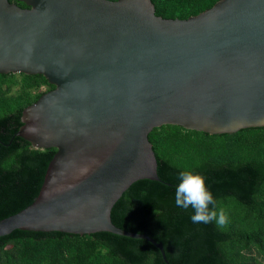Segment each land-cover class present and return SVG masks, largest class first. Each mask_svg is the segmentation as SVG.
<instances>
[{
	"label": "water",
	"instance_id": "1",
	"mask_svg": "<svg viewBox=\"0 0 264 264\" xmlns=\"http://www.w3.org/2000/svg\"><path fill=\"white\" fill-rule=\"evenodd\" d=\"M0 0V72L53 84L22 107L15 131L55 147L30 203L0 218L14 228L123 229L110 208L135 179L159 180L148 131L208 133L264 125V0H215L186 17L151 0Z\"/></svg>",
	"mask_w": 264,
	"mask_h": 264
},
{
	"label": "trees",
	"instance_id": "2",
	"mask_svg": "<svg viewBox=\"0 0 264 264\" xmlns=\"http://www.w3.org/2000/svg\"><path fill=\"white\" fill-rule=\"evenodd\" d=\"M214 1L151 0L155 14L180 18ZM52 86L41 73L0 72V218L32 201L55 150L34 147L14 134L22 107ZM147 139L159 180H133L110 208L112 223L160 242L170 264H264V125L208 133L162 123L148 131ZM184 170L205 176L215 210L228 215L227 225L193 223L194 209L176 206ZM0 264L166 263L142 237L14 228L0 235Z\"/></svg>",
	"mask_w": 264,
	"mask_h": 264
},
{
	"label": "clouds",
	"instance_id": "3",
	"mask_svg": "<svg viewBox=\"0 0 264 264\" xmlns=\"http://www.w3.org/2000/svg\"><path fill=\"white\" fill-rule=\"evenodd\" d=\"M175 204L185 210L189 206L194 209V214L191 216L193 223L208 224L215 221L217 226L223 227L229 222L224 209L215 210L216 201L213 193L208 189L206 178L201 173L192 170L179 173L175 189Z\"/></svg>",
	"mask_w": 264,
	"mask_h": 264
},
{
	"label": "rangeland",
	"instance_id": "4",
	"mask_svg": "<svg viewBox=\"0 0 264 264\" xmlns=\"http://www.w3.org/2000/svg\"><path fill=\"white\" fill-rule=\"evenodd\" d=\"M264 261V260H263Z\"/></svg>",
	"mask_w": 264,
	"mask_h": 264
}]
</instances>
